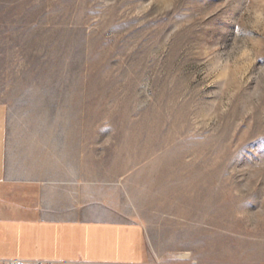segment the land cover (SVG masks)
<instances>
[{"label":"rangeland","instance_id":"rangeland-1","mask_svg":"<svg viewBox=\"0 0 264 264\" xmlns=\"http://www.w3.org/2000/svg\"><path fill=\"white\" fill-rule=\"evenodd\" d=\"M0 105L46 206L264 264V0H0Z\"/></svg>","mask_w":264,"mask_h":264},{"label":"crops","instance_id":"crops-1","mask_svg":"<svg viewBox=\"0 0 264 264\" xmlns=\"http://www.w3.org/2000/svg\"><path fill=\"white\" fill-rule=\"evenodd\" d=\"M0 105V258L40 259L54 264H161L151 257L137 221L107 219L85 207L48 205L26 160L8 147ZM28 186L35 194H28ZM31 195V196H30Z\"/></svg>","mask_w":264,"mask_h":264},{"label":"built area","instance_id":"built-area-1","mask_svg":"<svg viewBox=\"0 0 264 264\" xmlns=\"http://www.w3.org/2000/svg\"><path fill=\"white\" fill-rule=\"evenodd\" d=\"M0 264H54L52 261L40 259L0 258Z\"/></svg>","mask_w":264,"mask_h":264}]
</instances>
